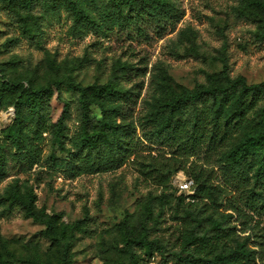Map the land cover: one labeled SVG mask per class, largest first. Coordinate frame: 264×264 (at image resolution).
I'll return each mask as SVG.
<instances>
[{
	"label": "trees",
	"instance_id": "1",
	"mask_svg": "<svg viewBox=\"0 0 264 264\" xmlns=\"http://www.w3.org/2000/svg\"><path fill=\"white\" fill-rule=\"evenodd\" d=\"M235 1L240 16L247 18L245 12L253 8L261 13L264 22V0ZM0 2L21 35L33 46L43 39L45 15H61V9L75 33L83 29L96 31L100 26L90 10L100 13L103 23L119 27L133 25L138 31H142L140 23L146 19L158 25L162 21H171L176 14L169 0ZM261 39L264 40V36ZM226 58V53L221 54L220 80L207 73V78L198 81L192 89L180 87L177 90L169 84H160L159 94L142 116L143 138L171 149V155L163 156L158 162H138L141 173L152 176L156 184L143 200L145 212L141 229L132 232L126 243L143 263L157 257L158 264H264V231L260 226H245L246 213L232 197H228V191L211 180L212 169L203 168L197 160L190 162L187 172L193 181L192 194L177 195L171 185L172 175L204 149L205 153L213 152L219 156L217 164L224 175L243 184L250 207L264 209V81L248 84L241 76H230ZM124 81V74L118 68L114 80L106 84L82 87L70 83L67 88L71 98H60V114L52 120L51 83L24 87L7 79L1 80L0 101L8 97L6 101L14 108V118L0 138V179L7 173L6 161H13L18 171H26L37 162L39 145L46 138L49 150L44 160L66 167L65 171L71 176L111 168L131 156L134 141L131 122L123 117L120 122L112 119L114 114L122 113L120 99L130 98L131 89ZM92 103L99 107L100 118L93 115L89 107ZM69 121L77 125L81 134L76 139L67 135ZM56 148L67 153L56 158ZM180 157H185L186 161ZM34 199L32 193L27 196L11 191L0 199L4 204L3 217L18 215L43 221L46 226L43 236L54 244L58 240L57 216L44 213L34 204ZM161 199L165 201L171 219L178 224L179 234L173 245L150 237L162 230L161 208L164 206L160 204ZM75 224L76 230L87 237L97 233L91 215ZM8 247L7 242L0 241V264L16 257ZM18 259L26 264H45L37 258ZM60 260V264H66V248Z\"/></svg>",
	"mask_w": 264,
	"mask_h": 264
},
{
	"label": "rangeland",
	"instance_id": "2",
	"mask_svg": "<svg viewBox=\"0 0 264 264\" xmlns=\"http://www.w3.org/2000/svg\"><path fill=\"white\" fill-rule=\"evenodd\" d=\"M169 1L176 10L171 21L157 25L146 19L140 23L142 31L133 25L119 27L103 23L100 13L89 9L100 26L96 31L83 29L75 33L71 31L70 21L63 17V9L61 15L48 13L43 39L36 46L24 39L0 2V82L7 79L24 87L51 83L50 116L55 120L62 107L60 98H71L67 88L70 83L82 87L106 84L114 80L115 70L121 68L124 85L131 93L130 98L120 99L122 113L114 114L112 119L120 122L123 117L131 122L134 136L131 156L117 166L92 173L71 176L66 167L47 163L44 160L49 150L46 133L43 134L46 139L39 145V160L29 169L18 171L13 161H6L7 173L0 179V199L11 191L27 196L32 193L38 208L57 216L58 240L52 244L43 236L46 228L43 221L18 215L3 217L4 204L0 203V241L7 242L8 251L16 255L4 264H26L18 258L60 264L64 248L66 264H158L157 257L143 263L126 245L130 234L141 229L143 200L156 188L155 179L141 173L138 162H158L163 156L171 155L169 146L149 142L141 132L142 116L159 94L158 86L166 83L177 90L192 89L198 81L207 78V73L220 80L221 54L225 53L230 76H241L248 84L264 81V40L261 39L264 22L258 10L248 8L247 18H243L235 0ZM7 98L0 101L1 139L3 130L14 118V108L7 103ZM89 107L100 118L99 107L93 103ZM67 135L71 139L81 135L77 125L70 121ZM66 153L55 150L56 158ZM218 158L216 153H205L204 149L197 157H190L171 177L175 193L179 194L177 180L191 178L187 170L190 162L197 160L203 168L213 170L211 180L228 191V197L246 213L245 226H260L263 232L264 209L250 207L243 184L223 174ZM180 159L186 161L185 157ZM160 204L164 206L162 230L150 237L173 245L179 234L178 224L171 219L165 201L161 199ZM86 215L94 218L98 228L92 237L76 230L75 223Z\"/></svg>",
	"mask_w": 264,
	"mask_h": 264
},
{
	"label": "built area",
	"instance_id": "3",
	"mask_svg": "<svg viewBox=\"0 0 264 264\" xmlns=\"http://www.w3.org/2000/svg\"><path fill=\"white\" fill-rule=\"evenodd\" d=\"M193 181L190 178H182L177 180L176 188L178 193L192 194Z\"/></svg>",
	"mask_w": 264,
	"mask_h": 264
}]
</instances>
